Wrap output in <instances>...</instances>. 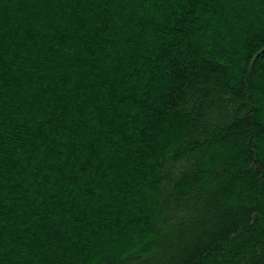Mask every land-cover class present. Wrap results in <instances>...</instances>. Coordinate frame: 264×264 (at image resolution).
<instances>
[{
  "label": "trees",
  "instance_id": "16d2710c",
  "mask_svg": "<svg viewBox=\"0 0 264 264\" xmlns=\"http://www.w3.org/2000/svg\"><path fill=\"white\" fill-rule=\"evenodd\" d=\"M0 264H264V0H0Z\"/></svg>",
  "mask_w": 264,
  "mask_h": 264
}]
</instances>
